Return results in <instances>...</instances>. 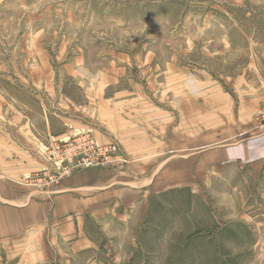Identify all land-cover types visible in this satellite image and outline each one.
<instances>
[{
    "label": "rangeland",
    "instance_id": "rangeland-1",
    "mask_svg": "<svg viewBox=\"0 0 264 264\" xmlns=\"http://www.w3.org/2000/svg\"><path fill=\"white\" fill-rule=\"evenodd\" d=\"M74 57L80 69L84 59L88 77L117 71L123 135L100 142L86 131L47 142L40 146L47 158L38 161L48 165L25 181L47 187L85 168L76 166L84 158L98 157V166L115 168L120 181L179 188L164 195L163 205L160 198L165 234L156 258L146 255L150 264H264L259 232L245 231L236 253L224 244L229 234L232 241L230 230L237 239L232 207L223 214L228 223L217 215L206 232L186 237L176 220L169 222L190 190L199 199L255 204L246 223L264 222V175L246 172L237 160L223 166L222 154L264 132V0H0L5 92L15 97L16 88L31 87L29 73L45 68L43 60L60 73L62 61ZM59 78L69 96L82 97L75 79ZM105 148L113 162L97 155Z\"/></svg>",
    "mask_w": 264,
    "mask_h": 264
},
{
    "label": "crops",
    "instance_id": "crops-1",
    "mask_svg": "<svg viewBox=\"0 0 264 264\" xmlns=\"http://www.w3.org/2000/svg\"><path fill=\"white\" fill-rule=\"evenodd\" d=\"M72 60L62 61L60 73L43 60L45 68L29 73L32 86L16 88L15 97L0 88V264H150L146 255L156 258L165 234L160 198L163 205L164 195L178 187L157 189L152 181H120V172L108 166L66 173L47 187L25 181L48 165L38 161L39 156L47 158L40 148L47 142L86 131L100 142L123 135L118 134L116 95L124 90L117 88V71L97 76L91 72L88 77L84 59V69L80 59ZM64 74L75 79L81 98L65 92L69 88L59 78ZM37 116L42 118L38 129ZM222 154L223 166L237 160L246 172L264 175V132L227 146ZM197 193L190 190L187 200H179L169 221L176 220L182 236L206 232L214 216L220 221L217 215L228 223L222 218L229 207L239 213L230 224L237 239L231 230L232 241L226 239L231 234L223 237L227 248L232 243L233 253L244 247L245 231L264 236L262 220L253 226L246 223L253 217L246 210L255 204L247 207L235 199L210 197L209 192V197L199 199ZM259 205L264 209V203Z\"/></svg>",
    "mask_w": 264,
    "mask_h": 264
},
{
    "label": "built area",
    "instance_id": "built-area-1",
    "mask_svg": "<svg viewBox=\"0 0 264 264\" xmlns=\"http://www.w3.org/2000/svg\"><path fill=\"white\" fill-rule=\"evenodd\" d=\"M114 147H115V146H114ZM106 152H108V148L101 149V150L97 153V155H98V156L103 155V156H104V159L108 160L107 162H113V160L110 161V160L108 159L109 157H107ZM91 158H93V157H90V158H89V157L84 158V159L82 160V162L79 163V165H76V166L90 167V166H98V165H102V164H104V160H98V157H96L95 159H91ZM67 159H68V158H67ZM68 160H69V162H70L71 159H68Z\"/></svg>",
    "mask_w": 264,
    "mask_h": 264
}]
</instances>
